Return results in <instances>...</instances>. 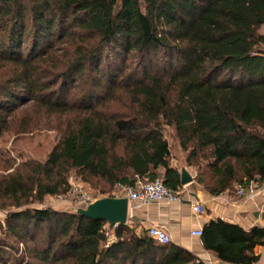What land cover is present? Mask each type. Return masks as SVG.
I'll use <instances>...</instances> for the list:
<instances>
[{"label": "trees", "instance_id": "1", "mask_svg": "<svg viewBox=\"0 0 264 264\" xmlns=\"http://www.w3.org/2000/svg\"><path fill=\"white\" fill-rule=\"evenodd\" d=\"M263 27L264 0H0V137L27 114L58 134L46 159L0 175V209L21 208L5 217L15 241L0 239V264L20 244L12 264H206L129 222L106 246V221L30 204L68 194L72 173L108 192L182 188L168 128L210 193L263 180ZM201 239L253 264L264 229L211 221Z\"/></svg>", "mask_w": 264, "mask_h": 264}, {"label": "crops", "instance_id": "2", "mask_svg": "<svg viewBox=\"0 0 264 264\" xmlns=\"http://www.w3.org/2000/svg\"><path fill=\"white\" fill-rule=\"evenodd\" d=\"M263 32V28L261 29ZM173 166L177 167L173 162ZM186 168L185 166L180 171ZM193 181L180 188L182 200L172 204L165 202L142 205L133 212L128 222L135 226L136 232L147 230L150 226L165 229L172 237V243L191 252L206 264H239L222 260L218 255L205 248L201 236L193 235L195 230H203L211 221L222 220L238 225L246 231L255 227L264 229V193L249 198L239 196L240 186L234 183V189L223 193H210L208 183L197 179L198 171L186 168ZM163 174V171H160ZM201 202L206 212L199 214L193 205ZM254 254L259 260L253 264H264V245L256 246Z\"/></svg>", "mask_w": 264, "mask_h": 264}, {"label": "rangeland", "instance_id": "3", "mask_svg": "<svg viewBox=\"0 0 264 264\" xmlns=\"http://www.w3.org/2000/svg\"><path fill=\"white\" fill-rule=\"evenodd\" d=\"M264 32V27H263ZM20 108H26L29 104L19 105ZM28 115V114H27ZM26 115V116H27ZM19 117L12 122L11 129L5 132L0 137V175L13 170L23 162L32 160H44L58 142V134L54 129H51L46 124V119L42 115L31 114V117ZM22 119L31 121L32 125L28 126V130L23 129ZM167 138L172 145L173 162L181 169L186 165L187 154L179 147L178 140L173 129H167ZM10 168V169H9ZM192 171H198L195 167L190 168ZM71 193L62 194L61 196H46L42 202H34L30 206L40 208H59L67 211L76 212L78 208H86L80 204V200L96 201L97 199L123 194V187L108 192V188L102 182L94 181L93 183L82 182L75 173L70 176ZM105 189L107 193H102ZM84 196V197H82ZM83 198V199H82ZM21 208L10 207L0 209V239L3 236L14 242L12 235L8 234L5 217L10 211H18ZM6 238V237H5ZM24 250V245H19L18 252L7 251L11 255L12 264L15 256H21Z\"/></svg>", "mask_w": 264, "mask_h": 264}, {"label": "built area", "instance_id": "4", "mask_svg": "<svg viewBox=\"0 0 264 264\" xmlns=\"http://www.w3.org/2000/svg\"><path fill=\"white\" fill-rule=\"evenodd\" d=\"M123 194H116L112 197H127L129 200V217H133V212L142 205L165 202L172 204L180 202L182 195L180 189L168 188L162 178H157L153 181L138 180L135 186L123 187ZM69 192L68 194H70ZM239 196H245L249 198L256 197L264 193V179L260 181H251L247 186L239 187L237 189ZM84 197V196H82ZM83 199V198H82ZM80 204L86 207L94 201H86L85 199L79 201ZM82 208V207H80ZM193 209L199 214H205L206 209L201 202H197L193 205ZM129 220V218H128ZM117 225L112 226L106 222L104 225V232L107 236L106 246L115 240V230ZM148 236L161 244L172 243L171 235L163 228L158 226H150L146 230ZM195 236H201L202 230H195L192 232Z\"/></svg>", "mask_w": 264, "mask_h": 264}, {"label": "water", "instance_id": "5", "mask_svg": "<svg viewBox=\"0 0 264 264\" xmlns=\"http://www.w3.org/2000/svg\"><path fill=\"white\" fill-rule=\"evenodd\" d=\"M193 181L190 172L183 168L181 170V184L188 185ZM77 212L81 215L95 219L103 220L112 226L127 224L129 218V200L127 197H104L97 199L86 208H78Z\"/></svg>", "mask_w": 264, "mask_h": 264}]
</instances>
